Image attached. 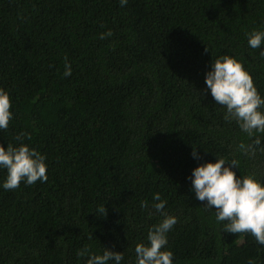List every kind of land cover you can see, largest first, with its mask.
<instances>
[{"label": "trees", "instance_id": "trees-1", "mask_svg": "<svg viewBox=\"0 0 264 264\" xmlns=\"http://www.w3.org/2000/svg\"><path fill=\"white\" fill-rule=\"evenodd\" d=\"M0 264H264V0H0Z\"/></svg>", "mask_w": 264, "mask_h": 264}]
</instances>
